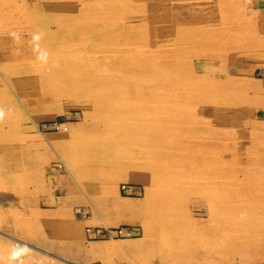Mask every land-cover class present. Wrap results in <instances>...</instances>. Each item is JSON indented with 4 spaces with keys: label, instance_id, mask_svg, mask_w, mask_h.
<instances>
[{
    "label": "rangeland",
    "instance_id": "374dc122",
    "mask_svg": "<svg viewBox=\"0 0 264 264\" xmlns=\"http://www.w3.org/2000/svg\"><path fill=\"white\" fill-rule=\"evenodd\" d=\"M263 25L264 0H0V257L264 264Z\"/></svg>",
    "mask_w": 264,
    "mask_h": 264
},
{
    "label": "crops",
    "instance_id": "0c3cea01",
    "mask_svg": "<svg viewBox=\"0 0 264 264\" xmlns=\"http://www.w3.org/2000/svg\"><path fill=\"white\" fill-rule=\"evenodd\" d=\"M49 199H51V198H49ZM59 205H60V199L59 198H57V199H55L54 200V203H53V208L51 209V211H52V213H54L56 210H58V208H59ZM58 207V208H57ZM55 214V213H54ZM1 233V232H0ZM42 239V240H41ZM33 240V239H32ZM34 240H35V247H36V250L38 249V250H40V249H42V247H45V243L46 244H48L49 243V245H50V242H51V240L50 239H45V238H41V237H36V238H34ZM53 246L52 247H50V248H54V249H58V250H60L59 249V246H56V245H54V244H52ZM42 246V247H41ZM9 247L7 246V243L5 242H2L1 240H0V250H2V249H4V250H7ZM32 258H33V260H34V262H35V264H38V263H41L42 262V264H55V263H45V261H44V259H42L40 256H38L37 254H32V256H31ZM18 258V259H17ZM37 259H39V260H37ZM19 260H20V258H19V255H18V253L16 252V253H14L13 254V256H9L8 255V257H5V258H2V257H0V264H19ZM39 261V262H38Z\"/></svg>",
    "mask_w": 264,
    "mask_h": 264
},
{
    "label": "bare ground",
    "instance_id": "6f19581e",
    "mask_svg": "<svg viewBox=\"0 0 264 264\" xmlns=\"http://www.w3.org/2000/svg\"><path fill=\"white\" fill-rule=\"evenodd\" d=\"M10 1V0H9ZM8 2V1H7ZM129 2H130V0H129ZM137 2V1H136ZM142 2V1H141ZM4 3V2H3ZM6 4V3H5ZM8 4V3H7ZM142 4V3H141ZM218 4V3H217ZM219 5V4H218ZM86 6V5H85ZM176 7V6H175ZM84 8V7H83ZM87 8V7H86ZM180 9V8H179ZM220 10H221V7L219 8ZM83 10V9H82ZM82 10H79V11H82ZM223 11V10H222ZM84 12V11H83ZM183 12V11H182ZM224 12H225V10H224ZM224 12H221V13H224ZM78 13V12H77ZM172 13V12H171ZM173 13H175L174 11H173ZM140 14V13H139ZM181 14V13H180ZM76 15V14H75ZM143 15V14H142ZM172 15V14H171ZM177 15V14H176ZM190 15V14H189ZM74 16V15H73ZM103 16V15H102ZM186 16V15H185ZM245 16V15H244ZM69 17H72V16H69ZM69 17H68V19H69ZM188 17V16H187ZM83 18V17H82ZM172 18H173V15H172ZM175 18H176V16H175ZM245 18V17H244ZM143 19V18H142ZM174 19V18H173ZM185 19H186V17H185ZM184 19V20H185ZM111 20H112V18H111ZM73 21V20H72ZM88 21V20H87ZM113 21V20H112ZM179 21V20H178ZM186 21V20H185ZM76 22V21H75ZM91 22V21H90ZM182 22H183V20H182ZM177 23V22H176ZM88 24V23H87ZM157 24H159V23H157ZM188 24V23H187ZM217 24V23H216ZM220 24V23H219ZM186 25V24H185ZM209 25H211V24H209ZM215 25V24H214ZM157 26V25H156ZM173 26V25H172ZM206 26V25H205ZM208 26V25H207ZM264 26V25H263ZM104 27V26H103ZM258 28V27H257ZM5 29V28H4ZM31 29V28H30ZM5 31H7V30H5ZM4 32V31H3ZM241 32V31H240ZM5 38V37H4ZM238 38V37H237ZM204 40V39H203ZM236 40V39H235ZM220 41V40H219ZM158 44V43H157ZM207 44V43H206ZM228 44V43H227ZM125 47V46H124ZM123 47V48H124ZM119 48H121V47H118V49ZM126 48V47H125ZM137 47L135 46V49H136ZM151 48V47H150ZM210 48V47H209ZM117 49V50H118ZM134 49V50H135ZM128 50H129V48H128ZM223 50H225V49H223ZM126 51V50H125ZM227 51V50H226ZM118 53V52H117ZM160 53V52H159ZM223 53V52H222ZM225 53V52H224ZM120 54H122V53H120ZM118 56V55H117ZM214 57V56H213ZM114 58V57H113ZM117 58V57H116ZM115 58V59H116ZM217 58H218V56H217ZM214 59V58H213ZM112 60H114V59H112ZM119 60V59H118ZM72 61V60H71ZM111 61V60H110ZM109 61V62H110ZM113 62V61H112ZM67 63H68V60H67ZM92 63V62H91ZM94 63H96V61L94 62ZM94 63H92V64H94ZM111 63V62H110ZM119 63V62H118ZM72 64H74V63H72ZM116 64H117V62H116ZM184 64V63H183ZM96 64H94L93 66H95ZM109 65V64H108ZM119 65H120V63H119ZM97 66V65H96ZM99 66V65H98ZM100 67V66H99ZM119 67V66H118ZM186 67H188V66H186ZM97 68V67H96ZM120 68V67H119ZM119 68H117V66L116 67H114V70L116 69H119ZM106 70V69H105ZM114 70H112V72L114 71ZM119 70H121V68L119 69ZM110 71V70H109ZM119 72V71H118ZM118 72H116V73H118ZM110 74V73H109ZM113 74V73H112ZM122 74V73H121ZM173 81V80H172ZM184 81V80H183ZM184 89H186V88H184ZM183 90V89H182ZM161 91V90H160ZM187 91V90H186ZM126 107V106H125ZM122 112V111H121ZM161 113V112H160ZM111 116V115H110ZM121 116H123V115H121ZM120 116V117H121ZM134 116V115H133ZM119 117V116H118ZM98 119V118H97ZM115 119V118H114ZM113 121H115V120H113ZM204 126V125H203ZM144 129V128H143ZM122 134V133H121ZM120 134V135H121ZM116 136V135H115ZM109 137V136H108ZM118 137V136H117ZM115 138V137H114ZM88 141V140H87ZM92 142H94V141H92ZM197 145V144H196ZM174 152V151H173ZM205 153V152H204ZM207 153V152H206ZM205 153V154H206ZM211 153V152H210ZM205 154H203V155H205ZM193 155V154H192ZM217 155H219V154H217ZM216 156V155H215ZM219 157H223V155L221 156H219ZM201 158V157H200ZM221 159H223V158H221ZM219 160V159H218ZM220 162H221V160H220ZM223 163H225L224 161H223ZM226 164V163H225ZM158 170V169H157ZM195 170V169H194ZM197 171V170H196ZM180 173V172H179ZM197 173V172H196ZM138 176V175H137ZM136 178V177H135ZM134 179V178H133ZM207 179H211V178H207ZM190 180V179H189ZM206 180V179H205ZM175 181V180H174ZM94 183V182H93ZM185 183V182H184ZM92 184V183H91ZM126 184V183H125ZM122 185H124V184H122ZM126 185H124V187H125ZM222 187V186H221ZM243 189V188H242ZM214 190V189H213ZM249 190V189H248ZM248 190L246 191V193L248 192ZM244 193V192H243ZM248 193H250V192H248ZM129 194V193H128ZM68 197H66V199H67ZM53 199V198H52ZM68 201V200H67ZM89 201V200H88ZM120 201V200H119ZM125 203L126 202H123L122 204H124L125 205ZM95 209V208H94ZM209 210V209H208ZM92 212V211H91ZM83 213V212H82ZM84 214V213H83ZM190 216V215H189ZM210 217H212L211 215H209ZM171 219V218H170ZM191 219H192V217H191ZM243 219V218H242ZM79 222V221H78ZM89 222V221H88ZM193 222V221H192ZM243 223V222H242ZM87 224V223H86ZM201 226V225H200ZM191 227H193V226H191ZM192 229V228H191ZM99 231V230H98ZM114 231V230H113ZM113 231H111V232H113ZM110 232V231H109ZM201 235V234H200ZM46 239H48V238H46ZM42 240V239H41ZM51 240V239H50ZM53 240V239H52ZM54 241V240H53ZM101 242V241H100ZM52 243V242H51ZM101 244V243H100ZM99 244V245H100ZM55 245V244H54ZM95 245V244H94ZM99 245H96V246H99ZM50 246H52V244H50ZM96 246H94V247H96ZM103 247H105L104 245H102ZM93 247V246H92ZM100 247V246H99ZM57 249V248H56ZM59 249H61L60 247H59ZM96 249V248H95ZM103 250V249H102ZM19 252V251H18ZM85 252H88V251H85ZM95 253H97V251L95 252ZM97 255H98V253H97ZM78 256V255H77ZM76 256V257H77ZM109 256V255H108ZM34 258V257H33ZM18 259V258H17ZM37 260H39V259H37ZM110 260V259H109ZM39 262V261H38ZM98 263V262H97ZM107 263V262H106ZM38 264H42V262L41 263H38ZM108 264V263H107Z\"/></svg>",
    "mask_w": 264,
    "mask_h": 264
},
{
    "label": "clouds",
    "instance_id": "9594fccd",
    "mask_svg": "<svg viewBox=\"0 0 264 264\" xmlns=\"http://www.w3.org/2000/svg\"><path fill=\"white\" fill-rule=\"evenodd\" d=\"M34 39H39V36H35ZM5 117V113L3 109H0V120H3Z\"/></svg>",
    "mask_w": 264,
    "mask_h": 264
}]
</instances>
